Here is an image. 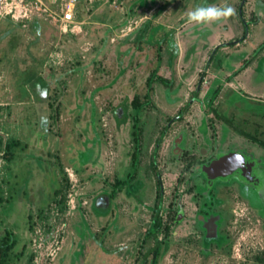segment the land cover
<instances>
[{
  "label": "rangeland",
  "instance_id": "1",
  "mask_svg": "<svg viewBox=\"0 0 264 264\" xmlns=\"http://www.w3.org/2000/svg\"><path fill=\"white\" fill-rule=\"evenodd\" d=\"M202 1L79 0L68 33L45 17H0V264H264V97L216 94L211 60L200 71L204 52L188 53L196 37L216 44L184 34ZM63 2L45 0L59 13ZM240 2L230 18L244 30ZM228 153L257 162L253 184L208 186L205 166Z\"/></svg>",
  "mask_w": 264,
  "mask_h": 264
},
{
  "label": "crops",
  "instance_id": "2",
  "mask_svg": "<svg viewBox=\"0 0 264 264\" xmlns=\"http://www.w3.org/2000/svg\"><path fill=\"white\" fill-rule=\"evenodd\" d=\"M238 0H203L201 6L213 5L224 6L234 5ZM197 4V3H196ZM240 14L242 19L246 21V28L243 30L241 24L237 18L231 19L230 16L226 19H221L214 23L206 25L193 24L190 28H184V34L191 36L197 35L201 38H205L203 33L208 32L213 36L215 46H210L208 50L207 46L198 44V37H196L194 44L191 48L187 49L188 53L195 54L203 53V60L198 68L200 71L202 67H206L207 60H211L210 63V75L213 78V84L217 85V90L221 91L223 87H229L234 91L243 90L248 95L254 98L264 97V0H241ZM234 14V12H233ZM249 16V18H247ZM186 19V15L184 16ZM185 23L186 20H185ZM237 23V25H233ZM250 26V27H249ZM201 27V28H200ZM249 28V30H248ZM252 28V29H250ZM258 31V32H257ZM235 37L242 36L240 40H227L228 46L220 49V37ZM253 37L256 39L252 48L246 51V55L243 59L237 60L235 58L229 59L230 62L225 63L224 58H229L232 52H238L245 46H248L252 42ZM187 42L184 39V42ZM203 41V40H202ZM230 42L235 45L230 46ZM182 52L181 46L179 45ZM198 46H201L200 48ZM213 47V48H212ZM202 48H205L204 50ZM198 49V51H197ZM200 49V50H199ZM182 55V54H181ZM217 55V60L214 62L213 58ZM195 58V57H194ZM193 59V58H192ZM235 59V60H234ZM221 70H225V75ZM210 77V76H209ZM220 81V82H219Z\"/></svg>",
  "mask_w": 264,
  "mask_h": 264
},
{
  "label": "built area",
  "instance_id": "3",
  "mask_svg": "<svg viewBox=\"0 0 264 264\" xmlns=\"http://www.w3.org/2000/svg\"><path fill=\"white\" fill-rule=\"evenodd\" d=\"M61 13L54 12L45 0H0V17L11 16L26 23L45 17L54 21L57 28L68 33L77 27L76 13L79 0H63Z\"/></svg>",
  "mask_w": 264,
  "mask_h": 264
},
{
  "label": "trees",
  "instance_id": "4",
  "mask_svg": "<svg viewBox=\"0 0 264 264\" xmlns=\"http://www.w3.org/2000/svg\"><path fill=\"white\" fill-rule=\"evenodd\" d=\"M215 93L217 94L218 93V90L215 91ZM213 105V104H212ZM211 105V106H212ZM214 111H216L217 115L221 118H223L228 124L232 125L233 127H236V128H239L236 124H235V121H234V118L233 117H229V116H226L224 114H220L217 110V108H215L214 106H212ZM181 111L179 113V116H181ZM243 134L245 135H249L250 136V133L247 132L246 130H240ZM256 141H258L262 146H264V140H261L259 138H255ZM3 146L7 147L8 145L4 144V139L3 137L0 135V151L3 149ZM139 144H137V147L135 149V152L133 154V161H134V164L133 166L136 167V163H137V159H138V153H139ZM153 164H154V161H153ZM155 165V164H154ZM257 165V162H254L251 164L250 166V171L249 173H246L247 175H244L243 178L244 180L247 181V183H250V184H253V181H254V178L256 177V175L254 174V169H256ZM156 175H157V206L156 207H153L152 210L154 211V215H153V220H152V223H151V226H150V232L152 233V235L154 236L155 240H156V243L154 245V247L151 249V251L154 253V263L156 262V258H157V255L159 254L160 252V248H161V244H162V241L158 238L157 236V233H158V230H159V215H160V208H161V205H162V195H163V192H162V181L160 179V174L158 172V169H156ZM132 177V174L130 173L129 174V178ZM3 246H6L7 248H11L13 246V242H5ZM0 247H2L0 245ZM151 251H149L151 253ZM146 259V258H145ZM145 259L143 261L142 264H145Z\"/></svg>",
  "mask_w": 264,
  "mask_h": 264
},
{
  "label": "clouds",
  "instance_id": "5",
  "mask_svg": "<svg viewBox=\"0 0 264 264\" xmlns=\"http://www.w3.org/2000/svg\"><path fill=\"white\" fill-rule=\"evenodd\" d=\"M233 14L231 6H197L193 10L188 11L186 14V22L196 25H206L209 23L217 22L221 19H226ZM234 159L240 166L243 165V157L237 154Z\"/></svg>",
  "mask_w": 264,
  "mask_h": 264
},
{
  "label": "water",
  "instance_id": "6",
  "mask_svg": "<svg viewBox=\"0 0 264 264\" xmlns=\"http://www.w3.org/2000/svg\"><path fill=\"white\" fill-rule=\"evenodd\" d=\"M120 114H121V109L118 115ZM237 154L242 157V155L239 153L227 154L213 161L209 166L205 168V171L210 175L223 174L231 171L238 164V162L234 159V157H236ZM109 203H110V198L108 195L105 194L99 196L96 200V204L98 207H106L109 205Z\"/></svg>",
  "mask_w": 264,
  "mask_h": 264
},
{
  "label": "flooded vegetation",
  "instance_id": "7",
  "mask_svg": "<svg viewBox=\"0 0 264 264\" xmlns=\"http://www.w3.org/2000/svg\"><path fill=\"white\" fill-rule=\"evenodd\" d=\"M179 116V115H178ZM229 154V153H228ZM242 155V157H244V163L242 166H240L239 164H237L231 171L229 172H226V173H223V174H213V175H210L208 174L206 171H205V168L207 166H209L213 161L219 159L220 157L222 156H225L227 154H222V156H219L217 157V159H214L212 160L209 164H207V166H205L204 168V171H205V176H206V181H207V184L208 186H212V184L216 181V180H228V179H231L232 177L236 176L238 177L239 179L241 180H244L243 176L244 175H247L246 173H249L250 171V166L252 163H254V159L244 153H239ZM256 162V161H255ZM246 181V180H245ZM247 182V181H246ZM162 188H163V185H162ZM162 192H164V188L162 189ZM107 195V194H105ZM157 198V197H156ZM162 199H163V195H162ZM216 223L212 222L210 227L208 225L209 228L215 226ZM207 227V228H208ZM208 228V229H209Z\"/></svg>",
  "mask_w": 264,
  "mask_h": 264
}]
</instances>
